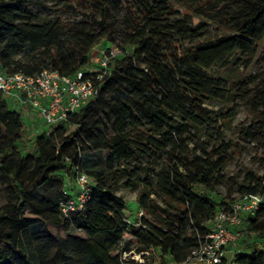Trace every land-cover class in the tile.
Wrapping results in <instances>:
<instances>
[{
	"label": "trees",
	"instance_id": "1",
	"mask_svg": "<svg viewBox=\"0 0 264 264\" xmlns=\"http://www.w3.org/2000/svg\"><path fill=\"white\" fill-rule=\"evenodd\" d=\"M81 1L79 9L71 0H60L61 8L84 13L81 21L63 25L40 20L27 7L28 0H0L2 68L26 74L51 68L72 76L93 65L103 41L118 31L109 22L115 0ZM180 2L187 12L176 10L169 0L127 2L121 24L123 44L133 47L135 53L121 48L122 54L111 61L109 75L98 82L99 95L51 133L33 136L22 112L11 109L0 96V179L8 198L0 208V264L184 262L205 241L212 230L208 223L220 210L245 193L264 197V186L260 190L262 184L256 177L236 193L217 192L213 182L226 165L230 143L222 142L208 152L185 136L188 128L218 123L205 105L234 96L226 88V78L214 73L232 70L238 52L247 56V67L252 64L264 40V0ZM192 13L207 22L196 23ZM99 16L102 20L96 29ZM212 23L232 33L211 39ZM27 46L32 53L27 60H18L17 54ZM43 48L51 52L41 55L38 52ZM240 91L246 94L251 89ZM249 97L257 111L263 112L264 121V88ZM237 111L229 110L210 136L224 140V127ZM175 125L177 130H173ZM108 127L112 131L106 133ZM28 142L32 143L30 149ZM104 150L110 152V172H86L91 199L82 211L67 218L60 204L75 196L66 191L62 172L68 170L76 179L82 172L81 155ZM140 158L169 161L167 171L154 174L151 168L146 175L138 196L144 211L138 226L139 219L129 223L127 204L114 187L130 167L133 170L125 185L135 186L143 172L136 162ZM54 186L58 198L36 197L40 188ZM40 224L44 229L33 233L32 228ZM52 228L60 229L64 236L56 235ZM244 232L240 247L248 243V251L237 254L234 264H264V201L255 216L246 219ZM132 252L143 254L144 260L124 258Z\"/></svg>",
	"mask_w": 264,
	"mask_h": 264
},
{
	"label": "rangeland",
	"instance_id": "2",
	"mask_svg": "<svg viewBox=\"0 0 264 264\" xmlns=\"http://www.w3.org/2000/svg\"><path fill=\"white\" fill-rule=\"evenodd\" d=\"M130 0H115V10L109 22L111 26L116 28L118 31L115 35L112 36V39L108 41H103V50H115L118 49L119 55L122 54L121 48H124L125 52L130 54L135 53V49L131 46H124V35L121 27L123 17L125 14V5ZM174 8L180 12H187L184 10V7L181 5L180 0H169ZM79 8V2L81 0H71ZM60 0H28L27 7L38 16L40 20H45L48 22H60L63 25L73 24L81 21L84 18V13L82 10L61 8ZM92 15L91 13H87ZM193 14V13H192ZM194 21L197 22H207L204 18L193 14ZM102 20V17L99 16L97 22L94 23L95 28H99V22ZM229 30L224 27H220L218 24L212 23L210 25L209 37L211 39H216L218 37L230 34ZM45 48L41 49L38 53L44 55V52L48 53L49 51ZM51 52V51H50ZM49 52V53H50ZM257 55L254 58L250 66L248 64L247 56L244 53L238 52L234 58V68L227 71H216L215 76H223L226 78V88L230 89L234 96L230 100H213L210 104L205 105L208 110L212 112V118L218 123H212L211 125H206L204 128L192 129L188 128L186 137H190L198 142V145L201 148H206L208 152H211L213 149H217L222 142L230 143L231 149L226 154L225 161L226 165L221 170L220 174L217 175L213 184L216 188V191L222 195L227 193H236L238 188L241 186L248 187L250 186L253 178L256 177V182H261L260 190L264 186V121L262 120L263 112L257 111L255 105L251 102L249 96H254L256 92L261 88H264V40L259 43V49ZM32 53L31 46H27L24 51H21L17 54V58L20 61H25ZM95 56L97 57L96 53ZM96 57L93 60L92 67H95ZM248 87L251 89L246 94L240 91V88ZM238 94H243L244 96H239ZM11 109L19 110V107L9 102ZM236 108L237 115L235 119L225 125L224 127V140L220 137H211L210 134L213 131L212 128L214 125L220 126L224 120V115L229 111ZM177 122H180L179 119H176ZM179 127L175 125L173 130H177ZM45 131L44 125L39 121L36 125V131L31 133L33 136L37 132ZM106 133L111 132L112 129L108 127L104 130ZM32 146V143L28 142V148ZM189 147L194 148V144H190ZM199 156H204L202 152L198 153ZM110 157V152L108 150L104 151H93L84 153L81 155V171L88 172L89 170H99L101 172H110L108 167V160ZM216 159L214 158L213 161ZM169 159L160 158V159H149V158H140L138 159L137 164L143 168L139 180L133 188H127L126 182H128V174L133 170V167L126 169V175H121L115 184L114 190L115 194L123 199L127 204L126 216L131 221H137L139 219L138 214L141 211L138 196L140 192L144 189L146 175L151 172V168H154V174L159 173L160 171H167V162ZM119 164L115 166L118 168ZM62 174L65 177L67 182V189L71 195H77L76 179L75 175L70 171H63ZM109 183H112L110 179ZM6 185L0 179V208L3 207L7 201V193L5 190ZM58 189L56 186L50 190L45 188H40L36 193L38 199L43 198H58ZM156 201L161 204V200L152 195ZM31 208L27 210L29 212ZM147 216V215H146ZM149 218V216H147ZM44 229L42 224L37 225L32 228L33 233L41 232ZM53 232L56 235L64 236L60 229L52 228ZM248 243L241 246L243 252L248 251ZM124 258L135 259L138 262H142L143 256L135 252L124 255ZM146 262L148 259L145 260ZM69 264V263H68ZM73 264V263H72Z\"/></svg>",
	"mask_w": 264,
	"mask_h": 264
},
{
	"label": "built area",
	"instance_id": "3",
	"mask_svg": "<svg viewBox=\"0 0 264 264\" xmlns=\"http://www.w3.org/2000/svg\"><path fill=\"white\" fill-rule=\"evenodd\" d=\"M117 51L101 50L95 59V67L79 70L72 76L51 68H43L35 74L8 73L0 64V96L19 107L29 133L36 131L40 121L49 134L57 126L68 123L99 95L98 82L109 75L111 61L119 55ZM90 181L86 172L78 173L77 195L60 204V211L67 218L82 211L91 199ZM263 201L261 194L245 193L220 210L208 223L212 230L205 241L191 251L186 261L174 264H234L237 254L243 252L240 240L245 236L246 219L255 216ZM143 216L141 210L138 226L142 225Z\"/></svg>",
	"mask_w": 264,
	"mask_h": 264
},
{
	"label": "crops",
	"instance_id": "4",
	"mask_svg": "<svg viewBox=\"0 0 264 264\" xmlns=\"http://www.w3.org/2000/svg\"><path fill=\"white\" fill-rule=\"evenodd\" d=\"M44 129H46V128H44Z\"/></svg>",
	"mask_w": 264,
	"mask_h": 264
}]
</instances>
